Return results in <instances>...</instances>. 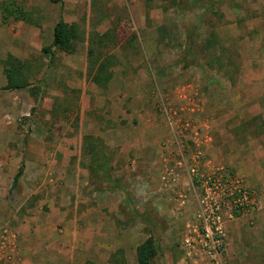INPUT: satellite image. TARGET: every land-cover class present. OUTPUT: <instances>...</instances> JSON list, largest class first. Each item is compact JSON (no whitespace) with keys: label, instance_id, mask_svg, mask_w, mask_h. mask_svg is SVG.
Segmentation results:
<instances>
[{"label":"rangeland","instance_id":"1","mask_svg":"<svg viewBox=\"0 0 264 264\" xmlns=\"http://www.w3.org/2000/svg\"><path fill=\"white\" fill-rule=\"evenodd\" d=\"M13 1L34 23L0 16V264H137L148 236L152 264H264V0ZM59 17L80 38L73 53L49 55ZM89 48L113 56L106 86L91 81ZM9 55L25 63L23 89H4ZM86 135L114 150L112 186L89 174ZM191 168L225 170L256 196L226 221L216 258L191 226ZM170 171L166 185L190 189L189 222L168 223L146 193ZM16 229L42 249L17 253ZM97 239L114 249L97 252Z\"/></svg>","mask_w":264,"mask_h":264},{"label":"trees","instance_id":"2","mask_svg":"<svg viewBox=\"0 0 264 264\" xmlns=\"http://www.w3.org/2000/svg\"><path fill=\"white\" fill-rule=\"evenodd\" d=\"M47 1L54 4L59 3L61 5L63 2V0ZM162 1L173 2V0ZM197 1L198 0H194L192 2L193 5L207 9V6L198 4ZM212 6L213 4H210L209 8ZM0 16L3 24L8 23L10 20H22L31 24L34 23L31 15L13 0L0 2ZM52 36L51 44L43 48L45 53L52 55V48H55L56 50L71 54L75 51V41L80 38L78 25L76 23H68L60 17L53 27ZM87 57L91 81L96 85L106 86L113 76L111 70V59L113 56H105L101 59L99 57L92 58L93 51L89 48ZM4 63L9 67L5 72L7 84L4 89L17 90L25 88L28 85V76L24 73L25 63L12 55H9ZM81 148L83 151L82 153L87 156V169L89 174L112 186L113 180L111 171L115 157L114 150L102 142L99 137H93L91 135H86L84 137ZM22 171L23 165L21 163L13 176V186L17 184L22 175ZM140 217H144V215L140 214ZM145 220L149 222L150 219L147 216ZM117 252H119L122 258V251L118 250ZM157 253L158 246L155 239L152 236H148L135 248L136 262L137 264H152ZM110 261L118 264V259L115 258V255L111 256Z\"/></svg>","mask_w":264,"mask_h":264},{"label":"built area","instance_id":"3","mask_svg":"<svg viewBox=\"0 0 264 264\" xmlns=\"http://www.w3.org/2000/svg\"><path fill=\"white\" fill-rule=\"evenodd\" d=\"M190 171L196 177L194 182L199 188L196 194L198 224L194 228L195 237L207 256L216 258L224 241L226 221L253 210L257 204L256 196L241 179L225 170L206 176L198 175L193 168ZM170 174L173 175V171Z\"/></svg>","mask_w":264,"mask_h":264},{"label":"crops","instance_id":"4","mask_svg":"<svg viewBox=\"0 0 264 264\" xmlns=\"http://www.w3.org/2000/svg\"><path fill=\"white\" fill-rule=\"evenodd\" d=\"M166 174H165V176H163V180H161L159 184H156V186H155V183L153 186H146L145 185V188L147 187L146 193H149V194L152 193V192H150L151 189H149V187L153 188L152 189L153 190L152 196L149 195L152 198L153 206L157 208V211H156L157 214L159 216L163 217L164 219H166L168 221V223L175 221L177 218H184L185 223L189 222V216H191L192 211H194V205L191 206L192 201L189 200V196L191 194L189 192L190 189L188 187V184L186 182L185 186H180V185L175 186L174 185V186L170 187L169 186L170 184L166 185L165 182H167L170 179V178H168L169 176H171L172 178H175V177H177V175L172 176L171 174L170 175H168V173H166ZM169 191L173 192L174 194H171ZM169 196H176L177 199L175 198V201L170 200L171 197H169ZM166 198L168 200H166ZM77 221L78 220H76V222ZM102 221L103 220L100 221V224L103 226ZM191 224H192L191 226L193 228H195V224L193 222ZM106 226H108V225H106ZM16 232H17V235L14 234L12 237H16L13 240V243L18 242L19 248L16 251L17 253H20L23 256L26 255L27 257H30L31 253L36 252V250H38L40 248L42 249L41 245L36 244L38 242H35L34 244L31 245V231L28 232L27 236H24L20 229H18V230L16 229ZM9 237H11V234L9 235ZM33 237H34V235H33ZM101 237H103V236H101ZM83 240L84 239L81 237V241H83ZM51 241H53V240H51ZM39 242L40 243H48V245L50 243H52V242L49 243V240L46 239V237H45V239H43V241H41L39 239ZM31 246H33V247H31ZM15 247H16V244L12 246V249L14 250ZM94 247H96V248H94ZM93 249H95L97 252L100 250H102V252H106V251L110 252L111 250L114 249V245H112V244L110 245L109 240L97 239L95 241V245L93 246Z\"/></svg>","mask_w":264,"mask_h":264}]
</instances>
